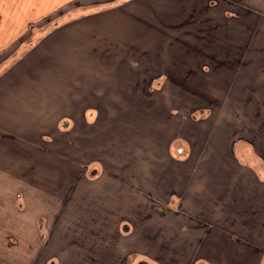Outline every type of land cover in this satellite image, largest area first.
<instances>
[{
    "label": "crops",
    "instance_id": "1",
    "mask_svg": "<svg viewBox=\"0 0 264 264\" xmlns=\"http://www.w3.org/2000/svg\"><path fill=\"white\" fill-rule=\"evenodd\" d=\"M222 1L0 0V229L18 222L13 233L24 239L22 246L2 245L0 255L21 253L22 261L15 257L9 264H34L35 256L42 264H264V220L260 232L228 228L225 197L235 204L250 195L247 178L221 186L215 169L187 178L181 165L191 153L180 156L178 151L176 156L170 149L171 160L166 161L174 166L165 175V185L162 173L145 168V163H132L130 169L120 163L110 171L94 156L91 160L102 164L105 180L95 178L86 191L80 190L79 174L95 168L88 169L92 162L85 161L82 171L74 152L81 150L80 141L63 140V111L77 115L96 110L94 100L85 96L127 94L124 70L129 64L181 62L187 68L237 62L254 72L249 92L255 105L247 109V120L261 130L257 137L264 153V54L256 60L253 47L239 57L238 41L221 44V25L235 21L239 7L259 13L256 23L264 30V1L234 0L236 12L223 8ZM217 30L220 43L210 33ZM35 35L40 38L32 41ZM217 54L222 56L218 61L213 58ZM48 67L53 70L49 75ZM139 73L141 79V67ZM167 73L174 77L170 69ZM160 77L151 75L147 90ZM132 90L146 91H136V86ZM230 139H225V155L238 164V139ZM151 155L147 151L143 157L159 164L158 155ZM250 170L252 181L263 185L264 200V169ZM79 192V197L72 196ZM252 200L263 215L264 201ZM125 222L132 228L124 234ZM187 222L196 227L187 229ZM85 238L106 240L107 262L104 249H85Z\"/></svg>",
    "mask_w": 264,
    "mask_h": 264
},
{
    "label": "rangeland",
    "instance_id": "2",
    "mask_svg": "<svg viewBox=\"0 0 264 264\" xmlns=\"http://www.w3.org/2000/svg\"><path fill=\"white\" fill-rule=\"evenodd\" d=\"M229 1L223 0L222 7H230L231 11L236 12V0ZM236 13L238 17L235 21L232 23L223 21L221 25L223 29L221 44L230 43L231 38L236 43L238 41L240 45V48H238L239 57L243 52L246 54V48L251 50L255 47V59L261 60L264 54L262 50L264 30H262L259 23H256L261 15L254 11L249 13L242 7H239ZM48 19L49 17L45 21ZM53 25L51 24V26ZM253 26L255 27L254 34ZM39 33H36V35ZM210 33L216 34L218 38L216 42H221L220 31ZM210 33L207 34L210 35ZM36 35L32 36V41L40 38V36L37 38ZM250 39L251 41H249ZM208 41L210 43L211 40L208 39ZM215 49L219 51L218 47H214ZM229 49L228 47L227 51ZM221 50L223 49L221 48ZM248 54H250L249 51ZM221 57L217 54L213 58L218 61ZM191 65L185 68V64L181 62L129 64L131 68L126 66V70H124V75L129 77L126 80L128 84L127 94L85 96V100L87 98H91V101L94 100L96 110L85 112L80 110L77 115L74 111H63L62 126L60 124L64 135L63 140L65 142H63L68 143L69 140L80 141L78 148L81 150H74L79 159L77 163H79L82 171L85 169L83 167L86 165L85 161L92 162L88 164V169L95 168L94 172L90 170L85 172L86 178H84L85 176L81 171L82 173L79 174V189L84 188L86 191L89 186H92V183L96 182L95 178L105 180L106 175H101L102 164L99 161L91 160L94 156L100 158L104 166L110 168V171H113L120 163L121 165L125 163L128 166L127 169L132 167V163H139V165L141 162L145 163V168H155L158 173H162L160 178L165 185L167 180L165 175L174 166L168 164L171 160L169 150L171 149V152L176 156L178 151L180 156L187 154V150L188 153H191V158L189 162L181 165L183 167L181 170L187 172V178L192 172H195L197 177L199 173L215 169L219 173L215 176L222 180L221 186L229 185L236 179H239L237 182H240L241 178L248 179L247 186L252 189L250 195H245V192H242L245 196H242L235 204H231L230 199L225 197V202L228 203L229 208L230 225L228 228L243 232L247 228L252 231L254 227L255 232H260L262 231L260 224L264 220V214L258 212L261 209L252 204V198H255L257 204L263 200L262 193H260L263 185L258 184V181H252V171L250 169L255 172L263 171L264 157L262 154L264 155V153L261 139L257 137L261 130L254 128L253 120H247V109L251 108L252 110L255 105L249 92V85L253 81L251 76L254 72L246 69V67L243 68L241 63L237 65V62H205ZM194 65H196V69L193 68ZM2 67L0 66V69ZM140 67L143 75L141 79L139 77L141 75L139 73ZM168 69L171 70L174 77H167ZM52 72L53 70L48 67L46 74L49 75ZM120 72L123 73V70ZM155 74H159L161 77L151 80L150 88L147 90L149 77ZM131 76H134V78L131 79ZM131 86H136V91L142 90L144 92L146 90L145 92H150L153 90V93H133V87L131 88ZM138 87H141V89ZM195 105L201 106V108L192 110L196 107ZM87 106L90 105L84 106L83 104L81 107ZM71 114L75 118L70 117ZM258 114H261V112ZM65 120H68L67 125L63 124ZM86 120H90L91 123H86ZM257 120L259 121V118ZM228 136L229 140L233 137L238 139L235 144V150L239 156L238 164L234 158H226L225 139ZM86 149H88V152L85 151ZM80 151H83V157ZM147 151L153 153L152 157L158 155L160 163L152 164L150 163L151 160L146 161L143 156ZM118 156L123 159H117ZM167 159L169 161H166ZM239 163L249 168L243 169L241 167L243 165L240 166ZM65 188L66 186L63 187V189ZM80 192L79 194L73 193L72 196L74 198H76L75 196L79 197ZM223 194L225 196V191H223ZM17 223H10L8 228L4 225L5 227L3 226L0 229V251H2V245L4 244L6 246L7 244L11 246L23 245L24 239L13 233L14 227L18 225ZM81 242H83L85 249H97L99 251L104 249L106 253L101 254H106L103 256V260L108 261L107 257L109 255H107V252L110 248L106 240L85 238ZM98 247H101V249ZM65 249L68 250V248ZM58 256L61 255L58 254ZM15 257L22 261L21 253L13 256L4 252L0 255V258H2L0 264L12 263ZM39 257H33L37 260L34 264H42V258L40 257V260Z\"/></svg>",
    "mask_w": 264,
    "mask_h": 264
},
{
    "label": "flooded vegetation",
    "instance_id": "3",
    "mask_svg": "<svg viewBox=\"0 0 264 264\" xmlns=\"http://www.w3.org/2000/svg\"><path fill=\"white\" fill-rule=\"evenodd\" d=\"M185 227H186L187 229H189V228H195L196 225L187 222V224L185 225ZM131 228H132L131 224H130L129 222H125V223H123V225H122L121 233H124V234H125V233H128V232L131 231ZM129 254H131V253H129ZM129 254H127V255H129ZM198 264H205V263H204V262H200V263H198Z\"/></svg>",
    "mask_w": 264,
    "mask_h": 264
}]
</instances>
